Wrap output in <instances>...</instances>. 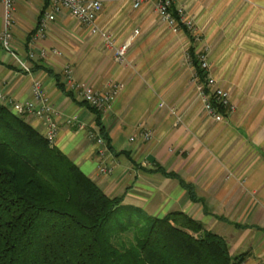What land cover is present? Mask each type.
Masks as SVG:
<instances>
[{"label": "crops", "instance_id": "crops-1", "mask_svg": "<svg viewBox=\"0 0 264 264\" xmlns=\"http://www.w3.org/2000/svg\"><path fill=\"white\" fill-rule=\"evenodd\" d=\"M101 1L97 25L115 46L131 39L124 62L67 10L35 37L49 0H16L13 38L8 48L0 45V95L23 103L39 82L55 109L54 145L107 196L124 195V205L153 217L183 212L223 237L231 256L247 253L241 264H264V0H177L194 40L167 25L151 4L134 9L130 0ZM190 47L204 53L211 88L229 92L233 109L220 120L205 112L193 87ZM81 84L99 95L122 85L99 114L108 138L103 154L89 137L100 132ZM24 118L46 132L45 118Z\"/></svg>", "mask_w": 264, "mask_h": 264}, {"label": "trees", "instance_id": "trees-1", "mask_svg": "<svg viewBox=\"0 0 264 264\" xmlns=\"http://www.w3.org/2000/svg\"><path fill=\"white\" fill-rule=\"evenodd\" d=\"M170 11L176 17L174 5ZM179 28L194 40L190 29ZM199 54L189 48L208 93ZM88 107L108 141L100 112ZM183 187L196 201L193 187ZM123 200L107 196L24 115L0 102V264H241L246 258L231 256L223 237L183 212L153 217Z\"/></svg>", "mask_w": 264, "mask_h": 264}, {"label": "built area", "instance_id": "built-area-1", "mask_svg": "<svg viewBox=\"0 0 264 264\" xmlns=\"http://www.w3.org/2000/svg\"><path fill=\"white\" fill-rule=\"evenodd\" d=\"M130 1L134 9H139L142 5L147 3L151 4L153 10L159 15V17L172 28L179 27L180 23L188 29L192 27V22L185 17L181 6H174L177 18L170 11L171 6L174 5L177 0ZM15 2L16 0H0V4L4 8V27L0 30V45L5 48L10 46V42L13 38V12ZM60 10H67L78 24L87 28L93 36H97L100 39L102 47L105 50L112 51L113 58L117 62H124L131 39L129 38L123 44L115 46L111 34L97 25L96 21L102 10L101 0H49L47 8L36 28L35 37L45 35L47 25L54 19L56 13ZM187 58L190 59L189 56H187ZM199 62L201 68L206 72L209 65L205 59L204 53L199 54ZM65 74L70 77L71 69H66ZM194 80L196 90L204 103L205 112L210 117L215 120H220L223 116V113L218 112L217 107L211 102V98L215 100L217 106L224 109V113H228L233 109L229 92L226 89L217 86L211 88L215 83V80L211 76L206 77V87L210 88L208 93L205 90V84L201 83L197 76H195ZM80 88L83 92V101L85 104L102 113L111 106V103L121 90L122 85L113 84L110 90L103 95L97 94L90 85L81 84ZM34 101L39 104H36ZM0 102L7 105L17 115H24L27 113L39 119L45 118L48 126L44 135L50 142L54 143L57 130V124L54 121L55 109L50 104L47 94L39 82L35 81L33 83L32 100L23 103L12 100L5 101L4 97L0 95ZM169 111L173 115L177 114V110L174 107L169 108ZM75 121L76 117H72L67 122L73 123ZM143 136L146 139H150L151 137L149 133H144ZM89 137L95 141L100 148L99 152L103 154L107 149L105 138L94 132H90ZM131 140L133 139L131 138ZM99 171L107 173L109 170L106 166H99ZM254 264L260 263L256 262Z\"/></svg>", "mask_w": 264, "mask_h": 264}, {"label": "rangeland", "instance_id": "rangeland-1", "mask_svg": "<svg viewBox=\"0 0 264 264\" xmlns=\"http://www.w3.org/2000/svg\"><path fill=\"white\" fill-rule=\"evenodd\" d=\"M191 21V20H190ZM191 29H193V24H192V27L190 28V30ZM197 37H199L198 35H197ZM192 84H193V87H194V89L196 90V84H195V80H194V78L192 79ZM196 92H197V90H196Z\"/></svg>", "mask_w": 264, "mask_h": 264}]
</instances>
